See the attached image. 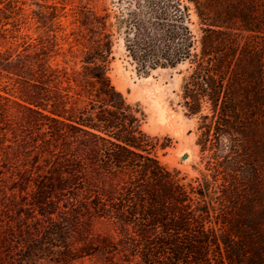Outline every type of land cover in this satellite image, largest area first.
Instances as JSON below:
<instances>
[{
  "label": "trees",
  "instance_id": "16d2710c",
  "mask_svg": "<svg viewBox=\"0 0 264 264\" xmlns=\"http://www.w3.org/2000/svg\"><path fill=\"white\" fill-rule=\"evenodd\" d=\"M115 1L0 0V264H264V0ZM116 35L186 67L195 176L111 84Z\"/></svg>",
  "mask_w": 264,
  "mask_h": 264
},
{
  "label": "rangeland",
  "instance_id": "374dc122",
  "mask_svg": "<svg viewBox=\"0 0 264 264\" xmlns=\"http://www.w3.org/2000/svg\"><path fill=\"white\" fill-rule=\"evenodd\" d=\"M53 2L56 0H48L49 4ZM96 3L98 8L104 7L111 12L117 7L115 0H97ZM77 4L78 0H69L65 10L68 11ZM27 8L35 9L33 5L25 7ZM62 23L64 26L68 25L65 19H62ZM35 27L36 25L31 24L30 29L24 33L35 38L38 34ZM113 40L112 60L107 72L111 84L122 94L127 104L137 106L141 111L143 132L151 137L170 139V146L158 153L161 163L189 177L195 176L197 172L194 167H198L196 164L199 161L198 147L195 145L196 119L186 114L179 97L180 83L186 67L142 73L126 57L120 37L116 35ZM183 156L186 159H182Z\"/></svg>",
  "mask_w": 264,
  "mask_h": 264
},
{
  "label": "water",
  "instance_id": "95a60500",
  "mask_svg": "<svg viewBox=\"0 0 264 264\" xmlns=\"http://www.w3.org/2000/svg\"><path fill=\"white\" fill-rule=\"evenodd\" d=\"M182 159H186V156H183V158Z\"/></svg>",
  "mask_w": 264,
  "mask_h": 264
}]
</instances>
